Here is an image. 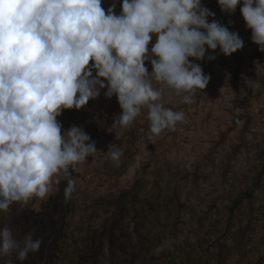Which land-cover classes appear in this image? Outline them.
I'll use <instances>...</instances> for the list:
<instances>
[{
  "label": "rangeland",
  "instance_id": "1",
  "mask_svg": "<svg viewBox=\"0 0 264 264\" xmlns=\"http://www.w3.org/2000/svg\"><path fill=\"white\" fill-rule=\"evenodd\" d=\"M112 3L102 0V7ZM240 55L224 57L218 48L206 50L202 61L189 58L210 81L191 104L166 95L165 106L184 111L185 120L151 140L147 109L127 128L113 126L122 109L115 95L105 97L106 89L79 110H63L57 118L63 128L83 127L98 151L70 168L77 183L69 208L62 174L47 199L0 211V230L8 227L18 240L28 233L42 240L24 264L49 263L66 209L56 264H78L87 232L102 225L114 210L112 200L134 184L141 198L138 215L130 212L123 221L121 264H264V56L249 61L248 52ZM146 67L151 73L150 62ZM110 146L123 151L119 166L109 158ZM14 253L0 255V264ZM116 262L104 244L97 264H119V255Z\"/></svg>",
  "mask_w": 264,
  "mask_h": 264
},
{
  "label": "clouds",
  "instance_id": "2",
  "mask_svg": "<svg viewBox=\"0 0 264 264\" xmlns=\"http://www.w3.org/2000/svg\"><path fill=\"white\" fill-rule=\"evenodd\" d=\"M117 2L105 10L102 0H0V211L47 199L62 174L64 198L76 191L70 168L98 150L83 127L63 128V110H79L106 89L122 109L113 126L127 128L147 109L151 140L185 120L164 97L191 104L210 81L189 58L202 61L218 48L231 56L244 46L237 32L209 22L215 13L202 0H119V14ZM241 4L251 40L264 52V0H218L228 13ZM107 153L119 166L122 149ZM41 244L31 233L18 240L0 230V255L15 252L24 261Z\"/></svg>",
  "mask_w": 264,
  "mask_h": 264
},
{
  "label": "trees",
  "instance_id": "3",
  "mask_svg": "<svg viewBox=\"0 0 264 264\" xmlns=\"http://www.w3.org/2000/svg\"><path fill=\"white\" fill-rule=\"evenodd\" d=\"M116 5H119V7H121L119 0ZM137 190V186L136 184H134L132 188L123 191L117 198H114L112 200V204L114 206L112 214H110V216L105 219V221L99 228L87 232L84 248L77 258L78 264H97L98 254L101 252L104 244H106L108 247L111 262L118 263L116 262V260L119 255V264H121V258L123 255H125L126 252L125 246L121 241V233L124 223L123 221L126 218V215L130 212H132L134 217L138 215V208L136 207V204L138 203V201L140 202L141 195ZM241 198L242 197L236 200V204H238ZM69 203V200H67V208H69ZM66 212L67 209L62 212V217L58 229V237L50 254L48 264H56L58 254L63 249L67 227ZM135 227L137 231L138 226L136 224ZM33 254L34 253H29L27 259L32 258ZM26 260H19L17 258V254L14 253L10 261L11 264H24ZM5 264H9V261Z\"/></svg>",
  "mask_w": 264,
  "mask_h": 264
},
{
  "label": "crops",
  "instance_id": "4",
  "mask_svg": "<svg viewBox=\"0 0 264 264\" xmlns=\"http://www.w3.org/2000/svg\"><path fill=\"white\" fill-rule=\"evenodd\" d=\"M202 5L215 13L214 18H208L209 22H212L213 19L220 21L224 26L229 28V31L237 32L244 42V46L241 50H238L231 56L223 55L224 57H233L236 59L240 53L248 52V60L254 61L264 56V52L259 51V46L252 42L251 29L247 28L244 19L240 20L236 17L237 14H241L240 8L242 7V4L237 6V9L234 13L222 11L218 5V0H202Z\"/></svg>",
  "mask_w": 264,
  "mask_h": 264
},
{
  "label": "built area",
  "instance_id": "5",
  "mask_svg": "<svg viewBox=\"0 0 264 264\" xmlns=\"http://www.w3.org/2000/svg\"><path fill=\"white\" fill-rule=\"evenodd\" d=\"M236 17H237V19H240V20L243 19L242 14H237Z\"/></svg>",
  "mask_w": 264,
  "mask_h": 264
}]
</instances>
